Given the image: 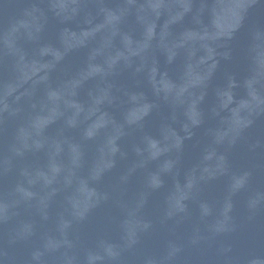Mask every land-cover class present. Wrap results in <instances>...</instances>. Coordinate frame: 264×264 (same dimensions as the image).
<instances>
[{"label": "water", "instance_id": "1", "mask_svg": "<svg viewBox=\"0 0 264 264\" xmlns=\"http://www.w3.org/2000/svg\"><path fill=\"white\" fill-rule=\"evenodd\" d=\"M0 264H264V0H0Z\"/></svg>", "mask_w": 264, "mask_h": 264}]
</instances>
